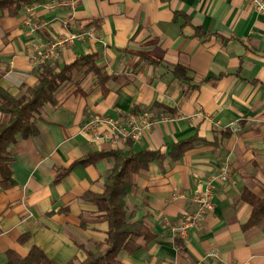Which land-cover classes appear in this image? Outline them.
Instances as JSON below:
<instances>
[{
  "label": "crops",
  "instance_id": "crops-1",
  "mask_svg": "<svg viewBox=\"0 0 264 264\" xmlns=\"http://www.w3.org/2000/svg\"><path fill=\"white\" fill-rule=\"evenodd\" d=\"M32 4V23L46 27L25 22L29 3L0 17L4 89L20 97L22 85L38 83L34 43L91 28L50 63L94 55L109 78L104 92L97 71L73 69L56 103L36 116L37 134L13 143L16 185L0 189V264L8 251L26 256L33 246L59 264L81 262L107 238L104 212L86 196L104 192L112 150L159 156L134 175L126 197L127 220H142L153 237H133L119 253L124 264H264V218L254 221L257 208L244 197L264 198V15L247 0ZM130 112L155 119L138 141L92 142L81 133L91 116ZM225 170L228 181L213 179ZM208 181L214 209L179 235Z\"/></svg>",
  "mask_w": 264,
  "mask_h": 264
},
{
  "label": "trees",
  "instance_id": "trees-1",
  "mask_svg": "<svg viewBox=\"0 0 264 264\" xmlns=\"http://www.w3.org/2000/svg\"><path fill=\"white\" fill-rule=\"evenodd\" d=\"M32 1L0 0V17L4 14L17 15L25 4H32ZM85 67L88 70L97 71L105 92V82L109 77L101 74L95 65L94 55H85L74 63L64 66L58 63L39 65L37 68L38 83L34 86L22 85L23 93L20 97L13 96L0 85V111L4 115L3 120L0 121V189H9L16 185L11 167L14 160L11 153L13 143L17 139L29 138L37 134L36 116L46 104L56 103V92L71 79L73 69ZM179 67L187 71L183 66L176 68ZM176 75L181 76L177 72ZM188 140L180 141L175 146L185 145L189 142ZM100 155L105 156L104 153ZM108 155L114 157L115 164L107 175L104 192L86 196V199L91 200L104 212L103 219L109 224L107 238L96 242L93 249L87 251L84 261L71 260L67 264H124L119 258V253L131 245L133 237L142 236L147 239L153 237V233L142 220L133 222L127 220L126 197L133 187L134 175L159 156L155 151L136 153L123 150H112ZM244 194L245 200L257 208L254 221L263 219L264 198L259 199L246 192ZM29 237L30 234L23 235L20 242H26ZM7 259L6 264H59L37 246H33L26 256L10 250L7 252Z\"/></svg>",
  "mask_w": 264,
  "mask_h": 264
},
{
  "label": "built area",
  "instance_id": "built-area-1",
  "mask_svg": "<svg viewBox=\"0 0 264 264\" xmlns=\"http://www.w3.org/2000/svg\"><path fill=\"white\" fill-rule=\"evenodd\" d=\"M248 5L256 12L264 15V0H247ZM31 4L27 7L28 19L26 23L34 28L46 27L45 21L35 24L32 23V16H34V6ZM94 29L87 31H80L78 33H68L57 38L49 44L34 43L32 51L34 53V60L38 64H46L54 61L60 55L61 50L74 44L77 40L86 39L87 36L92 35ZM153 119L148 113L130 112L124 118H114L111 116H91L87 122L81 127V133L86 135L92 142L105 140L111 143L129 141H138L141 139L145 131L150 130L154 124ZM221 181H228L230 174L227 170L223 171L213 179ZM196 210L185 217L184 224L177 228L178 234L187 236L188 230L198 225L205 219L206 215L214 209V192L213 183L208 181L205 188L195 196ZM247 264V263H245Z\"/></svg>",
  "mask_w": 264,
  "mask_h": 264
}]
</instances>
